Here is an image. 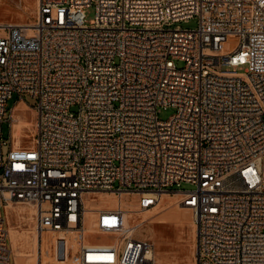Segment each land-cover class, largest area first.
<instances>
[{"label":"built area","instance_id":"obj_1","mask_svg":"<svg viewBox=\"0 0 264 264\" xmlns=\"http://www.w3.org/2000/svg\"><path fill=\"white\" fill-rule=\"evenodd\" d=\"M14 93L36 99L28 146ZM182 182L195 264H264V0H36L29 26L0 24V204L31 205L37 237L78 234V264H157L141 214ZM101 194L119 199L90 208Z\"/></svg>","mask_w":264,"mask_h":264},{"label":"rangeland","instance_id":"obj_2","mask_svg":"<svg viewBox=\"0 0 264 264\" xmlns=\"http://www.w3.org/2000/svg\"><path fill=\"white\" fill-rule=\"evenodd\" d=\"M35 11L36 0H0V23H32L35 19ZM86 17L88 21L94 17L93 7L86 9ZM175 25H179L182 28H193L197 26V21L196 19H191L177 22ZM177 64L182 66L183 62L177 61ZM18 99L19 96L14 93L7 100L5 118L9 117L11 108L15 106L16 118L22 122H30L29 125L23 128L22 136L19 137L20 144L28 146L33 140L36 120V112L29 105L34 106L36 99L29 94H24L22 100ZM173 110V108L162 109L159 112V118L167 119L173 113ZM2 132L3 137L9 140L10 126L8 121L3 122ZM12 135L14 142L17 138L13 134V128ZM7 150L8 145L4 147V155ZM117 185L118 183L116 182L114 187ZM194 187L195 185L190 182H182L179 186L168 187V190L171 191L170 195L168 193L164 195L155 208L147 211L150 217L139 234L148 236L153 240L157 264H195V229L191 211L189 209L186 210L188 218L183 222H179L175 218L172 219L170 214L172 208L178 204L177 195H174V192L190 190ZM116 199L118 200L119 198L112 194H104L98 196L94 201H89L88 205L92 209L102 206H113ZM121 200L125 208L133 209L137 205L138 195L132 193L123 194ZM33 213V207L24 202L14 201L7 205L5 203L0 204V226L2 228L0 238L4 236V241L7 242L11 261L16 264H37L39 261L41 264H45L48 258L53 259L56 256H60V254H63L67 259H74L79 244V235L54 232L42 234L41 244L43 249L40 258L38 251L39 240L34 230ZM128 213L130 216V212ZM91 218L92 216L90 215L86 220L87 228L91 227ZM87 239L96 243H109L113 240V236L89 233Z\"/></svg>","mask_w":264,"mask_h":264},{"label":"bare ground","instance_id":"obj_3","mask_svg":"<svg viewBox=\"0 0 264 264\" xmlns=\"http://www.w3.org/2000/svg\"><path fill=\"white\" fill-rule=\"evenodd\" d=\"M2 24V23H0ZM21 25L23 26H29L30 23H27V22H21L20 23ZM231 41H235V37L234 36H231ZM17 115L15 114V117H14V121H13V125H12V128H13V134L14 136L17 138V140L14 141V144L15 145H20V142H19V137L22 136V133H23V128L26 127L27 125L30 124V122H22L20 121L18 118H16ZM29 130V129H28ZM102 195V194H101ZM99 195V196H101ZM113 195V194H112ZM164 195H167V193H163L161 198H160V201L163 199V196ZM176 195V194H175ZM176 198V197H175ZM176 202V201H175ZM117 203V199L115 200V204ZM178 203V201H177ZM155 208V207H154ZM151 210V209H150ZM187 208H184L182 207L181 205L177 204L174 208H172L170 214L172 216V219H177V221L179 222H183L184 220H186L188 218V213H187ZM149 211V210H148ZM128 213V212H127ZM169 214V215H170ZM145 219H148L150 216L149 214L146 212L142 213L141 214ZM22 217V216H21ZM169 218V217H168ZM37 239L39 240V244H38V251H39V256L41 258V254H42V244H41V236H38ZM55 242V241H54Z\"/></svg>","mask_w":264,"mask_h":264},{"label":"crops","instance_id":"obj_4","mask_svg":"<svg viewBox=\"0 0 264 264\" xmlns=\"http://www.w3.org/2000/svg\"><path fill=\"white\" fill-rule=\"evenodd\" d=\"M49 232H45L43 234H46ZM58 234H62V233H58ZM79 243H80V237H79ZM78 250H79V244L77 246V250H76V257L74 259H67L64 257V255L60 254V256H56L53 259L48 258V261L45 262V264H78Z\"/></svg>","mask_w":264,"mask_h":264}]
</instances>
